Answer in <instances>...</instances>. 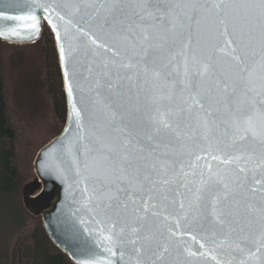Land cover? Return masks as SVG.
<instances>
[{"label":"snow or ice","instance_id":"snow-or-ice-1","mask_svg":"<svg viewBox=\"0 0 264 264\" xmlns=\"http://www.w3.org/2000/svg\"><path fill=\"white\" fill-rule=\"evenodd\" d=\"M69 7L77 13L83 10L82 18L87 17L89 31L77 28L84 38L78 50L92 58L84 71L73 75L83 81V85L77 84L82 102L105 118L103 123L93 121L90 142L83 147V172L74 160L84 183V206L95 211L90 207L95 204L108 222L109 234L103 236L101 229L104 240L129 246L133 264H165L171 240L161 239L163 234L154 230L149 212L158 204L150 202L174 203L168 193L179 194L175 184L187 188L181 177L187 178L189 173L183 165L177 171L157 153L168 155L160 151L162 142L181 139L184 129L191 132L195 128L197 133L202 129L203 138L208 139L223 125V147L216 145L224 154L221 162L238 163L233 171L216 174L206 166L207 177L199 173L196 203L201 212L209 210L218 237H222L214 239V244L221 248L227 244L240 253L255 245L256 253H261L259 264H264V187H257L264 181L256 175L257 170L264 173V0H89ZM0 19L16 22L0 35L19 36L20 28L39 32V18L31 12L9 15L0 11ZM206 21L216 33V41L207 53H201L198 46L192 49V26L199 30ZM101 39L104 43L97 44ZM176 44L182 46L180 55L190 53L195 66L189 72L186 56L180 79L173 78L170 71V49ZM101 49L112 51L113 57L103 56ZM141 77L146 93L143 103L139 85L135 91L132 88V82ZM72 88L70 81L69 92ZM126 97L129 102L135 99L134 111L126 106ZM73 107L77 126L83 127L75 98ZM125 112L133 117L140 113L136 120L139 131L131 122L124 128L118 126L123 124ZM228 148L233 151H226ZM212 159L220 157L213 155ZM253 160L251 169L241 166ZM180 207H184L183 201ZM159 215L151 212L152 217ZM169 234L175 236L171 229ZM105 250L116 255L112 248ZM256 253L249 250L247 255L255 258Z\"/></svg>","mask_w":264,"mask_h":264},{"label":"water","instance_id":"water-1","mask_svg":"<svg viewBox=\"0 0 264 264\" xmlns=\"http://www.w3.org/2000/svg\"><path fill=\"white\" fill-rule=\"evenodd\" d=\"M89 0H0V11L9 15L35 14L40 21L39 32L33 33L29 29L20 28L19 36L0 35V40L13 45H29L39 40L42 34V25L45 22L52 31L55 39L56 49L59 57V64L63 78L64 91L67 102V119L62 132L54 138L47 146L39 151L34 161L36 179L26 185L22 192V202L25 210L35 218L42 220L45 231L51 242L64 254H66L73 264H83L85 261H110L111 264H133L135 259L129 246H122L118 243L110 244L104 240L103 236L108 235L107 220L100 209L92 204L90 207L95 211H89L84 206V183L81 182V176L77 175L76 163L81 165L83 172V161L85 159L83 147L89 143V137L92 133V124L98 119L99 123L104 122V117L94 111L91 105L85 106L82 102L81 87L77 86L78 82L83 85V81L74 76L75 71H84L92 63L91 57H85L78 50V45L84 38L77 32V28L83 31H89V24L86 22L87 17L82 18L83 10L80 13L75 12L71 7L72 4H84ZM91 2H102V0H91ZM203 2V0H201ZM48 11L45 12L44 8ZM90 13L91 9L88 10ZM63 17V19H61ZM16 22L0 19V32H6L8 29L15 27ZM192 49L196 50L197 46L201 53H207L216 41V33L209 22H205L197 30L192 26ZM197 40L199 44L197 45ZM104 43L101 39L97 44ZM63 47V51L61 50ZM172 64L170 71L174 73L175 79L183 77L185 70V57L188 58L189 72L195 70L191 62V55L185 52L180 55L182 46L176 44L171 46ZM214 51V49H213ZM103 56L112 58L113 52L101 49ZM217 57L222 54L217 53ZM83 66V67H82ZM67 69V71H66ZM73 83L72 91L69 92L68 84ZM137 85L141 89V103L146 94L143 77L138 81L132 82L133 91ZM75 98V107L81 110L83 127L77 126V120L74 116L73 99ZM179 102V100H178ZM126 106L135 110L136 101L133 98L130 102L125 98ZM125 120L123 124H118L124 128L129 125L136 128V120L140 113H135V117L124 113ZM119 121V117L117 118ZM221 130L203 138V130L200 133L191 130H182L181 139L164 140L161 144V152L168 155L160 156L162 161L172 163L179 171L180 165H183L184 172L189 173L187 178L181 177L183 183L188 185L187 188L175 184L179 194L168 193L170 201L174 203L152 201L157 203L155 209H150L149 219L157 234H163L160 238H169L171 246L165 257V264H239L240 260H246L247 264H259L261 253H256L255 245H249L245 253L235 251L229 248L227 244L223 248L217 246L212 241L222 239L218 237V230L212 223L209 210L201 212L200 205L196 203L195 191L199 186L200 172H204L207 177L206 166H210L212 173H226L233 171L238 162L224 164V154L217 151L216 145L223 147L222 141L225 140L221 135ZM127 129L123 134H126ZM121 135V133H113ZM85 137L82 141L81 137ZM168 144V147H164ZM232 152L231 148L226 149ZM219 156L220 159L213 160L212 156ZM199 157V159H198ZM255 161L247 162V168L251 169ZM195 173V175H193ZM87 175V173H84ZM256 175L264 181V173L257 170ZM91 190V181H88ZM264 187V185H257ZM183 201L184 207H180ZM163 204V206H160ZM131 207V205H130ZM158 211L159 216L152 217L151 212ZM83 221V223H81ZM103 228V236L101 229ZM169 229L175 232L174 237H170ZM106 248H112L116 255L113 256ZM249 250L256 253L253 258L247 253ZM123 253V257L121 256ZM194 253V255H193ZM155 259V257H153Z\"/></svg>","mask_w":264,"mask_h":264},{"label":"trees","instance_id":"trees-1","mask_svg":"<svg viewBox=\"0 0 264 264\" xmlns=\"http://www.w3.org/2000/svg\"><path fill=\"white\" fill-rule=\"evenodd\" d=\"M1 44L9 43L0 40V47ZM34 44H40L42 47L45 70L44 89L49 98L51 110L60 124L59 135L67 119V102L54 35L45 22H43L39 40L30 45ZM3 71L0 58V211L3 205V213L5 212L3 215L5 218L0 217V264H5L6 248L10 240L27 232L29 219H32L21 201L24 183L22 184L19 174L17 148L21 128L7 103ZM53 139L51 138L45 146ZM28 237L24 258L30 264H73L69 257L51 242L40 220L34 224Z\"/></svg>","mask_w":264,"mask_h":264},{"label":"rangeland","instance_id":"rangeland-1","mask_svg":"<svg viewBox=\"0 0 264 264\" xmlns=\"http://www.w3.org/2000/svg\"><path fill=\"white\" fill-rule=\"evenodd\" d=\"M0 48L7 103L21 128L17 148L19 174L24 188L37 178L34 168L36 156L51 138L57 137L60 124L45 94V70L41 45L1 44ZM4 213L2 205L0 211L2 219L5 218ZM39 220L42 222L40 218L29 219L27 232L10 240L6 248L5 264H30L24 258L25 247L29 241L28 235Z\"/></svg>","mask_w":264,"mask_h":264}]
</instances>
